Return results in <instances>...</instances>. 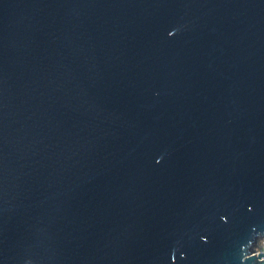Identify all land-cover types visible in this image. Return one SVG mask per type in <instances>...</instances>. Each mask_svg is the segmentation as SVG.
I'll return each instance as SVG.
<instances>
[{
  "label": "water",
  "instance_id": "obj_1",
  "mask_svg": "<svg viewBox=\"0 0 264 264\" xmlns=\"http://www.w3.org/2000/svg\"><path fill=\"white\" fill-rule=\"evenodd\" d=\"M264 0H0V264H264Z\"/></svg>",
  "mask_w": 264,
  "mask_h": 264
},
{
  "label": "built area",
  "instance_id": "obj_2",
  "mask_svg": "<svg viewBox=\"0 0 264 264\" xmlns=\"http://www.w3.org/2000/svg\"><path fill=\"white\" fill-rule=\"evenodd\" d=\"M264 251V243L259 246L257 253Z\"/></svg>",
  "mask_w": 264,
  "mask_h": 264
}]
</instances>
